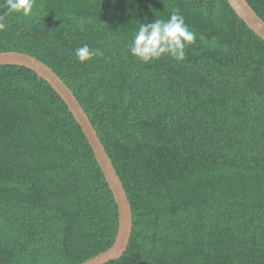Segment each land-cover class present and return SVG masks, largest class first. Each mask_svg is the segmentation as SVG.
<instances>
[{"label":"trees","instance_id":"trees-1","mask_svg":"<svg viewBox=\"0 0 264 264\" xmlns=\"http://www.w3.org/2000/svg\"><path fill=\"white\" fill-rule=\"evenodd\" d=\"M264 22V0H245ZM177 10L182 62L144 63L140 23ZM0 16V53L31 56L73 93L131 207L109 264H264V42L225 0H34ZM103 55L80 63L78 47ZM117 206L65 104L0 67V264H83L113 244Z\"/></svg>","mask_w":264,"mask_h":264},{"label":"water","instance_id":"water-1","mask_svg":"<svg viewBox=\"0 0 264 264\" xmlns=\"http://www.w3.org/2000/svg\"><path fill=\"white\" fill-rule=\"evenodd\" d=\"M225 1L237 18L242 21L257 38L264 42V22L255 14L248 3L245 0ZM4 66L21 67L33 72L39 79L44 81L65 104L76 124L81 128L117 206L118 227L112 246L104 253L83 264H109L121 259L128 248L132 234L133 223L131 207L123 185L88 117L73 93L61 79L42 62L25 54L7 52L0 53V67Z\"/></svg>","mask_w":264,"mask_h":264},{"label":"clouds","instance_id":"clouds-1","mask_svg":"<svg viewBox=\"0 0 264 264\" xmlns=\"http://www.w3.org/2000/svg\"><path fill=\"white\" fill-rule=\"evenodd\" d=\"M115 2V0H113ZM34 0H4L6 13L31 14ZM7 24L0 16V31ZM195 41V33L186 25L184 17L174 10L168 19H154L152 22L140 23L128 45L130 54L144 63L159 60L167 55L177 62L185 59L186 47ZM103 55L100 49H92L87 44L75 50L76 59L80 63L90 61L94 56Z\"/></svg>","mask_w":264,"mask_h":264}]
</instances>
